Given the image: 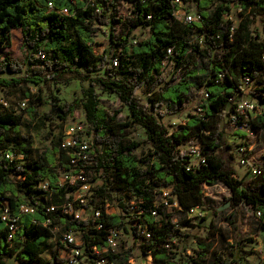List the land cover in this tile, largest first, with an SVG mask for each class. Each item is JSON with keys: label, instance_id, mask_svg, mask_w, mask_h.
Segmentation results:
<instances>
[{"label": "trees", "instance_id": "trees-1", "mask_svg": "<svg viewBox=\"0 0 264 264\" xmlns=\"http://www.w3.org/2000/svg\"><path fill=\"white\" fill-rule=\"evenodd\" d=\"M185 1L195 5L200 21L185 24L177 20L173 13L178 5L170 0H0V51L10 46L14 29L21 31L25 51L23 61L0 53V89L27 101L23 112L0 105V203L7 200L14 213L23 203L33 207L32 213L19 215L10 239L8 226L0 219V264H62L64 260L56 252L44 256L53 246L56 227L61 232L81 231L86 248L103 247L110 227L133 232L152 264H247L240 255V240L229 244L228 253L214 249L211 237L222 241L228 237L213 225L205 239L194 237L198 246L194 254L179 253L173 240L182 238L179 227H201L191 221L188 211L202 205L204 184H224L231 192L230 206L243 202L264 210V161L258 175L247 181L238 179L235 155L226 139L243 76L253 80L250 93L261 109L248 123L253 130L264 131V38L250 30L256 12H264V0ZM122 2L128 5V14L117 18ZM237 7L242 8L241 19L231 31L232 21L226 20L225 14ZM64 8L68 14L57 11ZM116 21L121 23L120 35L114 34ZM100 26L109 35L108 49L102 54L93 46ZM138 27L149 31L147 38L139 39ZM194 30L207 31L209 38L203 49L193 46L200 61L191 69L196 55L188 53V39ZM168 48L173 51L169 58L175 69L183 68L179 81L174 75H162ZM113 58L118 59L117 66L112 64ZM36 64L42 70H28ZM220 71H225L224 79L218 78ZM74 79L81 83L82 96L70 103H59L53 97L50 112L63 124L77 108L84 110L90 144L86 159L62 148L61 137L52 138L49 147L39 150L21 129L23 114L36 118L37 105L43 103L41 93L33 92L30 83L68 84ZM204 86L209 93L201 105L205 115L190 114L187 121L170 130L161 120L163 102L182 109L194 98L192 88L199 92ZM143 88H148L147 104L138 96ZM97 89L115 94L128 107L130 120L120 121L116 113L101 107ZM132 124L144 128L150 143L151 151L144 157L135 153L140 142L128 137ZM188 141L201 144L206 164L188 168L190 159L180 152ZM7 150L23 156L21 167L16 160L4 158ZM73 158L78 159L77 168L84 169L85 181H100L91 186L89 203L102 208L103 229H96L92 220H77L60 209L72 197L57 185L56 167L73 169ZM44 180L49 182L47 189L40 186ZM161 188L169 189L168 202L176 200L182 210L169 209L156 199ZM106 203L119 212L106 213ZM134 212L139 218L131 226ZM216 213L217 209L213 210ZM47 219L50 223L45 225ZM261 226L264 229V223ZM139 228L148 229L150 237L141 235ZM110 256L117 264H132L129 253Z\"/></svg>", "mask_w": 264, "mask_h": 264}, {"label": "rangeland", "instance_id": "rangeland-1", "mask_svg": "<svg viewBox=\"0 0 264 264\" xmlns=\"http://www.w3.org/2000/svg\"><path fill=\"white\" fill-rule=\"evenodd\" d=\"M185 10L194 11L196 7L194 4H187ZM128 14V5L120 3L118 7L117 18H123ZM115 35H120L122 32L121 23L116 21L115 23ZM253 35L260 34L261 38H264V12L257 11L254 18V22L250 27ZM139 39H145L149 35V31L146 28L138 27L135 30ZM104 26H100V30L94 36L93 46L98 54H102L104 50L108 49L109 37ZM3 55H8L19 61H23L25 51L22 48V34L19 29L12 30L11 44L9 47L0 51ZM29 71L42 70L40 64L31 66ZM171 68L167 67L164 72V76L168 77ZM9 76V74H7ZM86 84V83H85ZM33 92H40L43 97V103L37 105L38 116L31 118L27 113L23 114L22 132L30 135L33 138L35 148L43 150L49 147L52 138L62 139V131L66 123L73 124L79 123L82 126L85 125V114L82 108H77L67 120L61 124V122L51 115L50 101L53 97L58 98L59 103L72 102L74 99L82 96L81 83L79 80H71L68 84L44 82L40 85L29 84ZM100 99V106L108 110L110 113H116L117 119L120 121L130 120V112L127 106H125L115 94H109L97 89ZM138 96L145 104L148 103V88H143L138 91ZM199 97L193 98L184 108H177L168 102H163L161 106L162 122L168 126L170 130L176 128L180 123H184L189 118L190 114H194L197 107ZM0 100L7 103V107H12L16 112H23V109L27 107L26 99H20L14 95L7 94L6 91L0 89ZM25 102V105L22 103ZM0 105H3L0 101ZM1 108V106H0ZM48 115L51 118H47ZM255 113L252 114L254 116ZM54 117V118H53ZM244 133H239L234 127L229 125L227 128L226 139L232 146V152L235 155L233 162L234 169L236 171V177L247 181L251 175L247 172V168L239 162V155L236 152L237 145L242 141V136L248 143L253 145L254 152L253 157L255 161H259L261 164L264 161V132L258 130L246 129ZM53 133L54 137L51 135ZM83 138L87 140L85 134H82ZM128 137L132 140L140 142V146L135 150V153L144 157L151 151L150 143L147 140L145 130L140 125L132 124L128 128ZM194 143V141H192ZM188 141V144H193ZM1 159V157H0ZM100 183V181L90 183L89 189L82 191L86 198H89L92 193L91 186ZM203 203L198 209L190 216L191 221L195 224H200L201 227H179L182 233V238L177 241L173 240V244L178 245L177 251L181 254H194V251L198 249L195 236L198 235L205 239L209 232H212V225L216 229H221L225 237H228L226 241L219 240L217 236L211 237L210 240H214V249L218 252L228 253L230 247L229 244L235 240L241 241L240 255L244 258L247 264H264V229L261 224L264 223V214L261 218H256L253 214L260 209H254L251 206L241 202L238 206H230L228 198L231 195L230 190L222 183L204 184L203 187ZM169 191L168 188L159 189L156 199L162 201V191ZM91 207L83 216H91ZM217 209V213L213 214V210ZM107 213L119 212L113 205L109 204L105 206ZM129 219V225L134 226L137 223L139 216L136 212L131 214ZM189 217V216H188ZM203 217L207 219L203 220ZM55 235L52 238V247L50 250L44 253L45 257H49L50 252H56L59 256L62 255V247L57 243V238L60 234L59 229H54ZM80 236V233H77ZM141 239H135L132 233H126L123 231L120 237V249L123 253H129L132 257V264H152L150 254H144L139 246ZM137 241V242H136ZM240 264V263H237Z\"/></svg>", "mask_w": 264, "mask_h": 264}, {"label": "built area", "instance_id": "built-area-1", "mask_svg": "<svg viewBox=\"0 0 264 264\" xmlns=\"http://www.w3.org/2000/svg\"><path fill=\"white\" fill-rule=\"evenodd\" d=\"M170 1L178 5V7L174 10L173 13L174 17L177 20L182 21L185 24H192L201 20V15L196 10L190 11L184 9L185 6L189 4V2H186L185 0H170ZM49 9L50 10L54 9V6L51 2H49ZM241 10H242L241 7H237V8H233L230 12L225 14V19L232 21L231 31L234 30V28L239 23V20L241 19V17L239 16V12ZM57 11L61 14H68V10L66 8ZM207 34H208L207 31L197 32L194 30L188 39V43L191 45L190 48L188 49V53L189 54L195 53L196 55L195 60L193 59L194 62L190 66L191 69L196 65V63L199 64L200 61V55L198 54V52L193 51V46L198 45L199 49H203L206 45L205 40L209 38ZM136 41L137 40H134V42ZM167 55H168V59L163 64L162 75L164 76L165 69L167 67H170L171 70L170 73L167 74L168 77L174 75L176 78L175 81H179L184 73L183 68L182 66H180L177 69H175L173 60L169 58L173 55V51L171 48L167 49ZM112 64L113 66H117L118 59L113 58ZM225 76H226L225 71H220L218 74L219 79H224ZM253 86H254V82L250 77L247 76L242 77V83L239 84L238 86L239 88V91L237 93L238 96L234 101L235 110L233 113H231L230 126L232 125L234 129L241 130L243 132L247 131L246 130L247 128L253 130L248 122L257 113L261 112L257 99L254 98L250 93L251 90L253 89ZM192 89L195 91L194 92L195 98L199 97L194 114L203 116L205 115V110L201 105H203L206 102L207 98L209 97V93L206 90V86L202 87V89L199 92H197L195 88ZM0 101L3 105L7 106V103L3 102L2 100ZM22 105H25V102H23ZM253 113H255L254 116H252ZM238 122H240V124ZM86 128H87L86 122L85 125L83 126L77 122L71 125L66 123L62 131L61 147L64 149H69L73 152V154L77 155L78 157H82L83 159H86L88 156L86 151L89 150L90 148L88 138L87 140H85L82 135L85 134L86 136L85 133ZM240 144L241 145L238 146L236 149V152L239 155L240 164H242L244 167L247 168V172L251 176L258 175L260 172L261 163L259 161L257 162L254 160L253 145L248 143L245 138L242 139ZM180 152L185 153V155L189 157L190 164L188 168L206 164V157L202 151L201 144L198 142L189 144L185 147H181ZM3 155L4 158L10 162L16 160L17 166L21 167L23 163L22 160L23 156L20 153H16L12 150H7L4 152ZM77 160H78L77 158L71 159L73 169L72 168L64 169L63 167L60 166L56 167V170L58 172V178L56 182L57 185L63 189H67L69 191L67 196L72 197L71 200L60 205V209L63 213L77 220H92L94 223V227L96 229H103V223L101 221L103 217L102 208L90 204L89 200L91 198V194L89 198H86L85 194L82 192L89 189L90 182L85 181L86 177L84 174V169L81 167L77 168L78 166ZM40 186L44 189H47L49 187L48 180L42 181ZM168 192L169 191H165V190L162 191L163 199L161 202L167 205L169 209L172 206H174L182 210V208L179 206V203L176 200L172 204L168 202L167 199ZM131 202L134 203V201ZM107 205L109 204L106 203L105 206ZM88 207H91L90 209L92 215L83 216L88 210ZM198 207L199 206L192 207L188 211V216L189 217L192 216L193 213L198 209ZM32 212H33V207L25 203L19 206V211L17 213L11 211L7 200L4 199L0 203V219L8 226L9 239L12 238V235L16 230L19 215L23 213H32ZM152 214L154 216H157V210H153ZM263 214H264V210L260 209L256 212V214H253V216L256 218H261ZM48 223H50V219L46 220L45 225H47ZM54 229H58V228L56 227ZM78 232L80 233V236L77 235ZM81 233H82L81 231H75L73 229H67L65 231L60 232L57 238V243L60 244L62 247L63 253L62 255L59 256L64 260L62 264H117L116 259L114 257H111L110 255L111 254L118 255L119 253L123 252L120 249V237L122 230L118 229L117 227H110L109 229H107L106 244L101 248H98L97 246H90V248H86L84 241L81 237ZM139 233L143 235L145 238L150 237V232L146 228H139Z\"/></svg>", "mask_w": 264, "mask_h": 264}]
</instances>
